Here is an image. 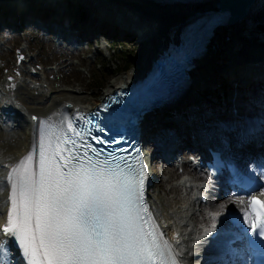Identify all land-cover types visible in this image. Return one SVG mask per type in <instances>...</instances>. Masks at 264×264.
<instances>
[{
	"label": "bare ground",
	"instance_id": "obj_1",
	"mask_svg": "<svg viewBox=\"0 0 264 264\" xmlns=\"http://www.w3.org/2000/svg\"><path fill=\"white\" fill-rule=\"evenodd\" d=\"M234 1L0 0V22L4 25L10 21H15L22 26L28 21L46 25V21H52L51 19L61 16V19L66 17V21L69 19L66 23L68 29L72 32L79 29L87 41L93 39L97 32L107 33L106 30L111 26L112 29H119L122 36H126L137 45L133 64L125 69L124 74L110 77L96 95L84 92L85 84L80 80H78L80 85L78 88L57 87L50 80L47 84H43L36 71L31 74L34 76V81L27 79L20 71L18 75L21 80L13 85L4 80L0 81V97H3L0 99V226L6 221V212L9 207V187L5 178L12 166L32 148L40 121H48L49 118L53 120L65 110L93 107L108 90L134 79L143 66L150 63L149 59L156 52V48L165 44L167 39L176 37L183 25L193 21L204 11L233 8ZM79 5H81L80 11L85 14L80 18L74 9ZM72 10L75 12L71 13ZM75 18L77 21L73 24L72 20ZM256 21H264V0H257L244 18L217 25L207 43V49L194 61L191 77L179 94L182 98L181 102L176 106L168 107L173 109L175 114L167 119L163 116L164 111L158 110L143 121V135L146 137L149 165H152L153 171L156 170L152 183L153 185L155 182L153 188L155 193H149L151 206L155 220L172 245L180 264H219L220 257L217 251L227 247L219 238L210 236L216 229L222 231L218 227L217 218L218 222L235 229V235H239L241 224H245L244 211H249L247 208L249 197L258 193L259 198L264 201V187L238 192H234L229 186L223 187L224 176L214 177L204 167L194 165L199 157L190 151L193 142L198 144L195 133L199 126L203 134L208 132L213 139L216 136L215 129L217 131L224 129L223 142L230 140V136L235 135L237 131L239 138L245 134L243 125L232 127L230 130L228 125L231 122L226 123L223 117L237 122L238 118L234 114L237 110L232 108V93L235 92L237 95L244 89H255V77L256 82L264 78V30L255 26ZM53 24L56 25V23ZM56 28L53 29L58 34H53L52 39L59 44L63 43L66 35L69 34L68 29L59 25H56ZM81 61L82 59H79L76 62ZM48 71L47 68L43 69L45 74H48ZM211 72H220L219 76L225 77L228 83L227 87L224 83L228 97L224 99L223 109L216 107L219 103L214 99L203 102L201 98H204V94L201 97L200 94L195 96L196 90L203 93V89L209 88V81L212 90L216 87L217 78L210 80L203 77L204 74ZM57 81L71 82L72 80L60 77ZM262 97H264L263 92ZM234 101L239 102L238 98ZM228 105H230L229 108ZM249 106H254L255 110V103ZM236 107L243 109L241 104H237ZM31 115L37 119L34 120ZM210 118H213L211 121L215 123L209 122ZM157 120L165 122L161 125L168 128L169 134L163 137L158 130L157 140H152L156 131H152L153 127L156 129L162 127L157 126ZM219 121L222 122L218 123ZM259 134L263 136L264 132L259 130ZM167 138L170 143L166 146V152L169 154L170 161L164 162L158 154L161 148H164ZM234 142L224 143L225 148ZM185 145L189 147L185 149ZM245 147L255 154V143L247 141L244 143ZM242 152V163L254 173V176L256 175L258 183L264 185V167L260 165L263 164L264 154L259 159L255 158V155L251 157L247 155V150ZM189 154L193 156L191 159ZM248 158L253 159L254 163ZM179 170L183 172V175L179 177L178 184H175L172 178ZM181 183L183 187L180 186ZM189 188L193 189L191 191L193 194L197 188L201 189L198 191L196 210L191 209L195 200L189 197ZM202 193L206 194L205 201L201 200ZM225 206L228 208L222 213ZM170 208L173 209L170 210ZM212 209L213 211H210ZM227 211L237 212L240 221L237 224L232 223L226 215ZM213 223L216 224L215 230H212ZM198 231L202 232L201 236L198 235ZM0 236L13 242L11 236L3 233H0ZM19 253L18 247L15 248L13 264H25Z\"/></svg>",
	"mask_w": 264,
	"mask_h": 264
},
{
	"label": "snow or ice",
	"instance_id": "obj_2",
	"mask_svg": "<svg viewBox=\"0 0 264 264\" xmlns=\"http://www.w3.org/2000/svg\"><path fill=\"white\" fill-rule=\"evenodd\" d=\"M100 157L75 120L40 121L32 148L5 178L0 233L14 238L26 264H179L145 201L142 154ZM249 207V234L264 238V201L253 196ZM7 255L0 241V264Z\"/></svg>",
	"mask_w": 264,
	"mask_h": 264
},
{
	"label": "rangeland",
	"instance_id": "obj_3",
	"mask_svg": "<svg viewBox=\"0 0 264 264\" xmlns=\"http://www.w3.org/2000/svg\"><path fill=\"white\" fill-rule=\"evenodd\" d=\"M74 12L75 11L72 10L71 13ZM81 15L84 17V12L82 13L81 11ZM52 21H55V19H52ZM52 21H46V25L41 22L28 21L23 26L17 24L15 21H10L6 25L0 22V81L4 80L13 85L15 82L21 80L18 71L22 72L27 79L34 81V76L31 74L36 71L43 84H47V81L50 80L53 81L54 85L57 87L78 88L80 87L78 80H80L85 84L84 92L89 95H96L110 77L124 74L125 69L133 64L137 45L131 42V39L126 36H117L119 29H115V31L111 33L109 29L110 26L106 30L111 33L110 35L97 32L95 37L89 41H87L86 38H75V35H66L65 41L59 44L52 39L53 34H58L56 30H54L55 28H52V25L54 26V22ZM72 21L73 24H75L77 20L75 18ZM77 32H80V30L77 29ZM78 39L82 40L78 41ZM72 40H75L77 46L70 44ZM95 47H97V50H95ZM21 57H23V59H20ZM79 59H82V61L76 62ZM46 68L49 69L48 74L43 72V69ZM220 74V72L204 74L203 77L210 80L214 77L217 78L215 82L217 87L212 90L209 81V88L206 89L207 93L204 94V98H201V100L205 102L214 99L219 103L216 107L223 109L225 98H222L217 92L219 90L221 91V85L219 83H225V87L228 86V83L225 77L222 75L219 76ZM60 77H65L72 81L58 82L57 80ZM225 87L223 88L224 94L226 92ZM199 94H201L200 90H196L195 96ZM234 95L235 92L232 93V97H234ZM1 98L3 97H0V99ZM229 106L230 105H228V108ZM177 109L178 108H176V110ZM223 118L226 123L229 124L231 122V118ZM211 120H213V118H210L209 122L215 123ZM221 122L222 121H219L218 123ZM157 125L160 126L161 122ZM158 130L160 134H165L166 127H157V132ZM192 157L193 156L189 154V158L191 159ZM248 160L254 163V161H252L253 159L248 158ZM262 163L263 164L260 165L264 167V161ZM150 167L152 169V165ZM182 173L183 172L179 170L174 174L172 180L175 184H178L179 177L183 175ZM154 186L155 182L151 185V194L155 193L153 190ZM180 186L183 187L182 183ZM260 187L262 189L264 185L258 184L255 190ZM189 190V197L195 200V204L191 206V209L196 210L199 199L198 191H201V189L197 188L195 191L197 193L194 192V194L191 192L193 189L189 188ZM227 208L228 207L225 206L222 213H224ZM172 209L173 208H170V210ZM210 211H213V209ZM210 211L208 212L210 213ZM218 221L217 218V223H219L218 226H226ZM198 235L201 236L202 232L198 231Z\"/></svg>",
	"mask_w": 264,
	"mask_h": 264
},
{
	"label": "water",
	"instance_id": "obj_4",
	"mask_svg": "<svg viewBox=\"0 0 264 264\" xmlns=\"http://www.w3.org/2000/svg\"><path fill=\"white\" fill-rule=\"evenodd\" d=\"M256 1L257 0H235L233 3V8H227L220 11L225 12L226 21L234 22L244 18L249 13L252 5ZM255 26L261 30H264V21H256Z\"/></svg>",
	"mask_w": 264,
	"mask_h": 264
},
{
	"label": "trees",
	"instance_id": "obj_5",
	"mask_svg": "<svg viewBox=\"0 0 264 264\" xmlns=\"http://www.w3.org/2000/svg\"><path fill=\"white\" fill-rule=\"evenodd\" d=\"M222 85H224V83H222Z\"/></svg>",
	"mask_w": 264,
	"mask_h": 264
}]
</instances>
